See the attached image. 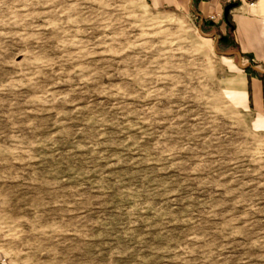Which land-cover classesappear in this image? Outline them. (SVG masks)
I'll use <instances>...</instances> for the list:
<instances>
[{
	"label": "rangeland",
	"instance_id": "rangeland-1",
	"mask_svg": "<svg viewBox=\"0 0 264 264\" xmlns=\"http://www.w3.org/2000/svg\"><path fill=\"white\" fill-rule=\"evenodd\" d=\"M228 47L148 0H0L2 263L264 264Z\"/></svg>",
	"mask_w": 264,
	"mask_h": 264
},
{
	"label": "crops",
	"instance_id": "crops-1",
	"mask_svg": "<svg viewBox=\"0 0 264 264\" xmlns=\"http://www.w3.org/2000/svg\"><path fill=\"white\" fill-rule=\"evenodd\" d=\"M155 9L174 8L194 12L199 26L217 40L226 36L233 48L222 57L228 69L227 89L233 101L246 109L254 110L259 121L264 122V0H148ZM254 2L255 5L250 3ZM238 3L226 13V8ZM214 17V19L212 18ZM240 55L252 60L254 65L244 69ZM256 69V70H255ZM259 71L262 73L259 74ZM0 264H3L0 259Z\"/></svg>",
	"mask_w": 264,
	"mask_h": 264
},
{
	"label": "trees",
	"instance_id": "trees-1",
	"mask_svg": "<svg viewBox=\"0 0 264 264\" xmlns=\"http://www.w3.org/2000/svg\"><path fill=\"white\" fill-rule=\"evenodd\" d=\"M238 3H232L231 5L236 6ZM220 43L226 44V45H232V41L228 39L226 36H221Z\"/></svg>",
	"mask_w": 264,
	"mask_h": 264
},
{
	"label": "water",
	"instance_id": "water-1",
	"mask_svg": "<svg viewBox=\"0 0 264 264\" xmlns=\"http://www.w3.org/2000/svg\"><path fill=\"white\" fill-rule=\"evenodd\" d=\"M234 6L233 5H229L227 8H226V13H229L230 9L233 8Z\"/></svg>",
	"mask_w": 264,
	"mask_h": 264
},
{
	"label": "built area",
	"instance_id": "built-area-1",
	"mask_svg": "<svg viewBox=\"0 0 264 264\" xmlns=\"http://www.w3.org/2000/svg\"><path fill=\"white\" fill-rule=\"evenodd\" d=\"M250 4H251L252 6H253V5H255V3H254V2H251ZM212 18L214 19V17H212Z\"/></svg>",
	"mask_w": 264,
	"mask_h": 264
}]
</instances>
